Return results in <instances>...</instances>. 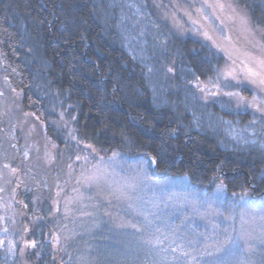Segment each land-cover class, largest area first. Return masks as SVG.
Segmentation results:
<instances>
[{
  "label": "trees",
  "instance_id": "obj_1",
  "mask_svg": "<svg viewBox=\"0 0 264 264\" xmlns=\"http://www.w3.org/2000/svg\"><path fill=\"white\" fill-rule=\"evenodd\" d=\"M128 1L0 0V62L20 93V112L44 123L63 152V167L80 152L75 139L92 154L146 157L153 179L185 177L192 190L209 193L221 184L228 195L244 194L252 204L264 201V147L238 143L226 124L244 117L264 122V117L237 109L224 97L223 106L215 98L203 102L191 87L224 71L225 54L198 34L183 36L160 21L165 48L154 71H148L128 51L121 32ZM134 1L156 17L190 5L187 0ZM223 1L247 19L264 44V0ZM249 89L239 84L243 94ZM57 183L50 178L15 197L18 225L36 244L27 249L23 264H264V243L206 250L202 233H192L175 214L163 211L151 221L118 208L113 197L106 198V207L97 206L98 215L105 210L101 218L88 224L76 220L74 235L56 240L61 224L71 225L63 219ZM85 254L89 261L81 258Z\"/></svg>",
  "mask_w": 264,
  "mask_h": 264
},
{
  "label": "rangeland",
  "instance_id": "obj_2",
  "mask_svg": "<svg viewBox=\"0 0 264 264\" xmlns=\"http://www.w3.org/2000/svg\"><path fill=\"white\" fill-rule=\"evenodd\" d=\"M186 3L190 5L166 10L158 18L140 2L128 1L120 17L128 51L152 72L153 64L161 60L158 57L161 49L165 48L161 42L166 35L160 21L183 36L198 34L225 54L228 64L214 79L193 81L194 94L203 102L215 98L219 106L224 105L220 101L224 97L237 109L253 110L264 117V44L247 19L223 0ZM160 78L156 79L162 88L166 84ZM239 84H248L249 95L239 91ZM19 96L4 76L0 62V264H23L22 257L30 244L35 247L32 240L24 238L25 231L18 225L21 213L14 206L15 197L50 178L59 180L55 190L62 199L61 213L64 220L71 222L61 224L56 240L60 237L69 240L79 220L87 224L96 220L97 206L106 207V198L113 197L118 208H129L151 221L163 211L175 214L179 223L187 224L192 233H202L206 239L202 246L206 250H220L237 243L249 249L252 242L264 243V201L252 204L244 194L228 195L221 184L209 193L192 190L185 177L153 179L146 157L130 159L117 152L107 157L92 154L75 139L80 152L68 156L63 167L64 160L60 159L63 152L47 134L43 122H37L31 113L20 112ZM244 118L226 121L230 136L240 144L264 147V122L261 119L246 122ZM69 135L74 138L71 131ZM17 201L18 205L23 204ZM87 257L85 254L81 258L89 261Z\"/></svg>",
  "mask_w": 264,
  "mask_h": 264
},
{
  "label": "snow or ice",
  "instance_id": "obj_3",
  "mask_svg": "<svg viewBox=\"0 0 264 264\" xmlns=\"http://www.w3.org/2000/svg\"><path fill=\"white\" fill-rule=\"evenodd\" d=\"M228 95H239L238 93H228ZM153 162H155V161H153Z\"/></svg>",
  "mask_w": 264,
  "mask_h": 264
},
{
  "label": "water",
  "instance_id": "obj_4",
  "mask_svg": "<svg viewBox=\"0 0 264 264\" xmlns=\"http://www.w3.org/2000/svg\"><path fill=\"white\" fill-rule=\"evenodd\" d=\"M154 168H155V167H154ZM25 207H26V204H23V208H25ZM30 245H31V247L34 246L33 243H31Z\"/></svg>",
  "mask_w": 264,
  "mask_h": 264
}]
</instances>
